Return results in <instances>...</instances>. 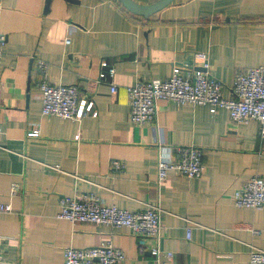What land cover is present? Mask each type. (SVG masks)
<instances>
[{
  "label": "crops",
  "instance_id": "0c3cea01",
  "mask_svg": "<svg viewBox=\"0 0 264 264\" xmlns=\"http://www.w3.org/2000/svg\"><path fill=\"white\" fill-rule=\"evenodd\" d=\"M46 6V0L0 4L7 41L0 65V202L13 207L0 212V264H64L65 248L106 241L124 251L121 264H157L150 252L140 253L127 227L57 217L62 196L90 192L130 211L159 205L160 244L174 253V264H248L253 246L264 250V206L238 207L233 194L264 177L258 121L237 123L225 108L213 113L207 105L161 101L152 122L136 125L127 87L165 79L175 65L196 67L205 52L209 72L231 98L237 73L264 65V0H174L150 17L119 0ZM39 61L48 65L44 74ZM43 79L78 85L80 107L93 101L98 116L44 115ZM34 127L37 137L28 135ZM183 146L204 149V174L171 172L159 183V152L170 157ZM115 160L124 169L113 170Z\"/></svg>",
  "mask_w": 264,
  "mask_h": 264
},
{
  "label": "built area",
  "instance_id": "2783aa9c",
  "mask_svg": "<svg viewBox=\"0 0 264 264\" xmlns=\"http://www.w3.org/2000/svg\"><path fill=\"white\" fill-rule=\"evenodd\" d=\"M69 41L67 39V42ZM6 42L5 35L0 34V65ZM197 62L199 65L196 67L175 65L172 75L165 79L139 80L127 87L131 122L136 125L152 122L161 101H173L178 105H207L213 113L218 108L227 109L230 118L237 123L258 121L260 135L264 138V65L239 71L234 81L233 96L226 98L223 96V83L209 72L211 67L209 54L198 53ZM47 67L45 61H39L38 68L43 74ZM114 73L115 69L111 68L109 74L113 76ZM38 87L41 90L44 115H56L64 119H81L87 114L98 116L93 101H88L84 108L80 107L78 85H55L43 79ZM111 91L117 92L116 84H112ZM4 133V127L0 122V146ZM28 135L37 137L40 130L34 127ZM204 156V149L197 146L178 147L170 157H166L161 150L158 157L159 183L168 179L171 172L190 179L201 177L205 172ZM111 167L117 171L124 169L125 165L115 160L112 161ZM233 201L238 207L264 206V177H252L243 187L236 189ZM59 206L57 214L59 219L131 229L138 237L140 253L150 252L157 264H174V253L163 249L160 244L162 209L159 205L148 203L143 210L130 211L115 204L108 205L100 195L90 192L62 196ZM12 210L11 203L0 202V212ZM187 231V237L190 238L191 228L189 227ZM148 238H154L157 244L150 246ZM124 259V251L110 241L93 247H67L64 250V264H121ZM248 264H264V250L253 246Z\"/></svg>",
  "mask_w": 264,
  "mask_h": 264
},
{
  "label": "water",
  "instance_id": "95a60500",
  "mask_svg": "<svg viewBox=\"0 0 264 264\" xmlns=\"http://www.w3.org/2000/svg\"><path fill=\"white\" fill-rule=\"evenodd\" d=\"M70 2H79V0H69ZM124 7H126L132 13L142 15L144 17H150L161 9L171 4L174 0H158L151 4H141L136 0H119ZM46 10H49L51 0H46Z\"/></svg>",
  "mask_w": 264,
  "mask_h": 264
}]
</instances>
